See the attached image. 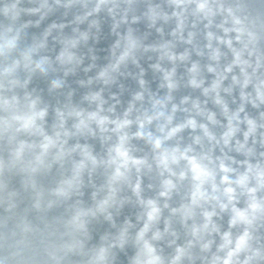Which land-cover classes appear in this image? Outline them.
<instances>
[{
  "label": "clouds",
  "instance_id": "1",
  "mask_svg": "<svg viewBox=\"0 0 264 264\" xmlns=\"http://www.w3.org/2000/svg\"><path fill=\"white\" fill-rule=\"evenodd\" d=\"M195 14L209 20L217 15L211 0H192ZM155 0H32V7H25L24 0H0V174H7L18 169L36 171L45 163L48 153L55 151L60 140L67 133L64 147H70L77 140L85 137L96 138V128L105 125L111 127L108 119L99 112L84 115L82 112L67 113L62 108L55 109L59 121L55 129L47 123L50 105L44 102L42 95L29 85L35 77L49 78L48 92L55 93L66 87V78L74 74L85 61V54L80 50L89 48L93 35L98 38L101 23L97 18L102 13L110 20V28L124 35L126 29H131V37L127 51L113 64V71L129 57L136 49L135 37L139 36L133 25L143 22L148 29L160 28L169 20L177 21V30L182 31L186 0H168V7L161 12L156 11ZM246 5L237 4L229 9L228 16L241 25L240 31L255 41L264 33V0H260L259 11L256 14L246 12ZM79 9L69 23L71 33L64 34V23H51L39 35L27 39V29L31 25H39L57 9H64L67 15L71 9ZM34 16L33 21L22 22V17ZM94 21V23H93ZM81 25H86L83 29ZM151 27H148V26ZM86 35H83L85 34ZM50 42L59 45L55 55L50 53L53 47ZM166 55V54H165ZM249 53H237V58L243 60L245 79L242 87L245 92L252 87V78L256 76L255 95L243 97L245 105L251 103L254 108L264 106V76H258L264 68V60L257 61L255 66L248 62ZM89 54L87 52V58ZM161 63L155 65V70L163 76L165 89L174 92L177 85L173 81L172 71L163 70ZM183 57L171 56L167 59ZM79 59L75 71L72 65ZM88 66V65H87ZM86 67H83V70ZM93 68H88L89 72ZM195 71V65L192 66ZM101 83L105 72L100 67L95 72ZM239 77H237V80ZM115 83V82H113ZM142 87L148 86V81L141 80ZM193 87H199L195 80L190 81ZM236 88H233L235 93ZM147 94L139 91L132 94L131 106L128 107L118 123V131L122 139L143 140L150 147L152 161H138L137 165H123L109 180V190L116 195V184L130 178V171L135 167L137 172L145 167L151 170L156 167L162 177L158 197L168 200L177 189L178 183L188 181L191 184L189 205L192 211L200 210L202 222L194 225L187 246L176 243L175 232L170 231V224L163 220L164 210L158 199L141 198L143 215L125 217L117 223L120 212L115 199H105L99 207L89 214L72 213L65 217L61 226V237L56 245L46 247L38 254L29 244L26 237L13 232L2 238L3 254H0V264H40L41 255L50 264H116L118 254L126 248L134 249V254L127 258V264H196L197 257L190 252L198 246L203 253L213 252L215 237V255L211 264H264V246L255 241L252 225L258 217L264 216V116L244 118L246 108L233 111L226 103H222L221 94L217 93L215 103L222 105L223 112H232L223 117L225 125L219 136L211 131L209 125H217L218 117L210 113L201 121L199 113L190 115L185 120L176 122L175 114L181 110L178 104H167L163 101L149 104V110L136 116V105L147 101ZM52 111H54L52 109ZM154 125H158L154 127ZM132 129L131 132L128 130ZM193 133L191 142L187 145L174 144L172 141L182 137L184 133ZM51 138L45 144L42 152L39 143L31 144L27 138L35 137L42 141L43 137ZM207 144V149L204 144ZM31 154V155H30ZM95 155V153H93ZM239 157V158H238ZM77 161V173L70 177L61 196L69 205L80 201L81 208H91L81 197L85 189H91L88 168L96 162ZM140 179L134 185V191L141 192ZM92 190V189H91ZM244 199V206L240 200ZM123 207L122 205L120 206ZM176 210H173L175 214ZM228 213L229 229L238 224L246 226L242 235L233 237L231 231H222L216 224L222 214ZM192 214L185 217L190 220ZM104 221L113 229L99 237L96 244L89 245V226L95 221ZM24 233L30 231L22 229ZM174 237L175 244L172 255H166L162 247L165 235Z\"/></svg>",
  "mask_w": 264,
  "mask_h": 264
},
{
  "label": "water",
  "instance_id": "2",
  "mask_svg": "<svg viewBox=\"0 0 264 264\" xmlns=\"http://www.w3.org/2000/svg\"><path fill=\"white\" fill-rule=\"evenodd\" d=\"M155 2H158L156 4L158 12L162 13V10L168 7V0H155ZM211 2L217 12L216 16L210 18L211 23L195 14L194 3L192 0H186L182 31L177 30V21L172 20L160 25L163 31H160V28L150 30L143 22L133 25L139 35L134 38L137 47L115 71L112 70L113 64L127 51L132 30L126 29L125 34L121 35L120 32L114 31V25L110 28V20L101 13L97 17L101 23L98 38L93 35L88 50L86 47L80 50L85 54L84 64L66 78L64 89L55 93L48 92V80L51 77H35L32 80L29 87L40 92L44 102L50 105L47 123L50 125L55 122L52 124L54 135L59 123L55 115L57 108H62L67 113L79 111L84 115L99 112L108 119L111 127L105 125L101 129L97 126L96 138L78 139L70 147H64L67 139L65 132L64 139L59 141L55 151L48 153L45 163L36 171L18 169L0 174V242L6 233L15 232L19 236L26 237L30 246L38 254H42L44 248L56 245L60 239L61 226L66 216L72 213L89 214L105 199L114 198L120 212L117 223H120L125 217L134 218L143 215L140 202L142 198L143 200L158 199L162 206L164 203L168 204L169 207L163 213V220L170 224V231L176 233L178 237L176 243L187 246V241L192 239V227L202 222L200 210L196 209L193 212L189 205L191 184L188 181L178 183L171 198L164 200L158 197L162 177L156 167H152L151 170L145 167L139 172L133 167L130 178L116 184L115 196L109 190V180L116 174L121 164L131 163L135 166L143 159L152 161L151 149L145 141L139 139L125 141L122 139V133L117 130L124 111L131 106L133 93L143 91L148 98L147 101L136 105V116L149 110V104L157 101L180 105L181 110L175 114L176 122L197 113H199L197 118L206 122L205 117L215 113L218 117L217 125H209V127L217 136L225 127L223 117L232 115L231 111L223 112L222 105L215 103L217 93L221 94L222 103H226L233 111L245 107L244 118L251 116L260 119L264 116V106L254 108L251 103L245 105L243 97L247 95L251 98L255 95L256 76L252 78V87L245 92L242 87L245 79L244 63L237 58V53H249L246 59L253 67L257 61L264 60V33L250 43L249 38L240 31L241 25L228 16L229 9L237 4L246 5V12L254 15L259 11L260 0H211ZM142 4L143 0H141V10ZM24 6L34 5L32 0H24ZM78 11L79 9L74 8L65 15L64 9H57L38 26L31 25L27 29V39L39 35L53 22L64 23L66 25L64 34H70L72 25L69 21ZM36 19L37 17L34 16H24L22 22H34ZM84 27L86 25H81L82 29ZM50 47H53L50 54L54 56L59 50V45L53 46L50 42ZM162 56L163 70L173 72L172 79L177 85L174 92L165 89L163 76L155 70L154 66L161 63ZM171 56H182L183 59L177 58L170 62L167 57ZM78 64L79 59H76L72 65L73 71ZM193 65L195 71H192ZM86 66L87 68L83 70ZM99 67L100 71L106 73L104 76L106 87L101 83L99 75H95ZM88 68L93 69L87 72ZM257 75L264 76V68L260 69ZM142 79L148 81L147 87H142L140 83ZM191 80H195L199 87L191 86ZM128 131L131 132L132 129ZM192 135L194 134L185 132L172 143L187 145L191 142ZM27 139L31 144L39 143L43 152L45 144L51 138L44 136L42 141H37L35 137ZM207 147L205 143L204 148ZM3 149V144H0V153ZM73 153L80 160L96 162L94 166L90 163L88 168L92 190L85 189L81 197L86 204L92 201V207L88 209L81 208L80 201L69 205L61 196L67 181L77 173V161L73 159ZM138 178L141 181L139 194L134 191ZM260 196L264 198V193ZM244 203V199H241V206H244ZM173 210H176L175 214ZM190 213L192 218L185 221V217ZM228 216V213L222 214V218H218L216 224L222 231H231L234 238L239 237L246 226L238 224L229 229ZM24 228L30 231L24 233L22 231ZM89 229L91 237L89 245L98 243L101 235L113 231L107 222L102 220L93 222ZM252 231L255 241L264 246V216L255 220ZM173 239L174 237L165 235L162 247L166 255L170 256L174 251L175 244L169 246ZM214 239L211 253L200 252L198 246L190 249L191 254L198 258L196 264H211L216 244L220 243L219 236ZM3 251L0 243V254H3ZM133 254L134 249L126 248L124 252L118 254L116 264H127V258ZM40 264H50V262L44 260L41 255Z\"/></svg>",
  "mask_w": 264,
  "mask_h": 264
}]
</instances>
